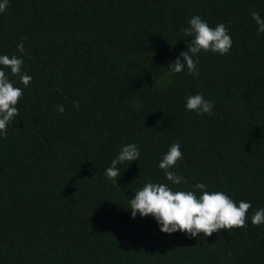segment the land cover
<instances>
[{
  "label": "trees",
  "instance_id": "16d2710c",
  "mask_svg": "<svg viewBox=\"0 0 264 264\" xmlns=\"http://www.w3.org/2000/svg\"><path fill=\"white\" fill-rule=\"evenodd\" d=\"M252 11L264 17V0H10L0 54L22 55L33 79L12 77L24 90L0 138V264H264V223H251L264 207V33ZM194 14L233 40L224 55L197 54L196 79L167 67ZM197 92L212 114L185 109ZM173 142L186 183L172 187L201 181L251 201L244 227L190 239L131 217L136 190L170 184L158 162ZM127 143L140 157L114 184L104 170Z\"/></svg>",
  "mask_w": 264,
  "mask_h": 264
},
{
  "label": "clouds",
  "instance_id": "9594fccd",
  "mask_svg": "<svg viewBox=\"0 0 264 264\" xmlns=\"http://www.w3.org/2000/svg\"><path fill=\"white\" fill-rule=\"evenodd\" d=\"M10 0H0V13H3ZM256 23V34L264 33V17L257 11L250 13ZM184 36L191 37L186 49L181 50L168 64L169 74L187 70L196 79L199 77L198 53L211 51L224 55L232 47L233 40L225 23H217L214 27L199 14L189 17L187 26L182 28ZM17 51L24 52L23 40L17 44ZM23 56L0 54V138L7 135L8 125L18 114L17 103L23 95V88L15 86L12 77L18 76L20 83L27 88L33 77L22 67ZM166 83H171L170 80ZM73 103L78 106L77 101ZM214 100L205 98L203 93L185 97L184 107L197 115L212 114ZM56 111L63 113L64 106L57 105ZM140 149L136 143H127L120 147L118 154L111 159L104 170L107 179L117 184V177L121 175L120 164L139 160ZM183 158L179 142H173L167 152L162 154L158 167L163 170L165 179L169 183L146 182L143 187L135 191L129 199L130 215L135 218L151 215L159 230L168 234L176 231L184 233L188 238H195L198 234L204 237L221 229L244 227L246 213L251 207V201H234L224 191H209L208 186L201 181L191 185V190L174 189L172 186L186 183L184 177L175 170L178 160ZM171 185V186H170ZM195 190H200L197 195ZM251 223H264V207L258 208L251 216Z\"/></svg>",
  "mask_w": 264,
  "mask_h": 264
}]
</instances>
